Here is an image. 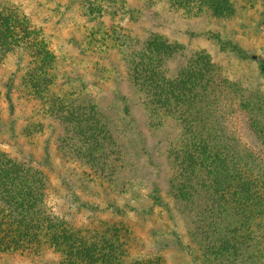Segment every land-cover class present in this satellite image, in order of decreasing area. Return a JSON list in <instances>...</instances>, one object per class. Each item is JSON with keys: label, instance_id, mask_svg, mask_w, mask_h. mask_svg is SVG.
I'll return each mask as SVG.
<instances>
[{"label": "rangeland", "instance_id": "1", "mask_svg": "<svg viewBox=\"0 0 264 264\" xmlns=\"http://www.w3.org/2000/svg\"><path fill=\"white\" fill-rule=\"evenodd\" d=\"M224 2L218 12L199 7V0H0V14L12 12L44 31L56 69L41 99L26 81L30 52L0 50V151L47 176V208L66 223L126 226L127 264L149 257L211 264L193 238L192 213L183 211L172 189V156L185 130L172 114L153 115L148 95L129 75L134 54L153 36L178 48L160 64L164 78L199 58L227 81L216 90L220 135L254 151L264 178V137L241 108L249 99L264 107V0ZM74 93L109 116L116 144L103 175L77 157L87 145L52 114ZM256 117L264 123V112ZM260 225L253 259L235 264H264V218ZM34 248L0 253V264H59L58 251Z\"/></svg>", "mask_w": 264, "mask_h": 264}, {"label": "trees", "instance_id": "2", "mask_svg": "<svg viewBox=\"0 0 264 264\" xmlns=\"http://www.w3.org/2000/svg\"><path fill=\"white\" fill-rule=\"evenodd\" d=\"M199 1V7L209 6L218 12L226 6L224 0ZM18 18L12 12L0 14V50L9 53L21 48L30 52L32 68L26 73V81L44 99L53 84L54 56L46 50L44 31L29 19L23 22ZM155 37L134 54L129 75L148 95L153 115L160 111L172 114L185 130L172 156L176 169L172 189L183 211L192 213L193 238L208 263L235 264L253 259V249L258 245L256 233L264 218V178L257 173L259 159L255 160L254 151H241L228 142L227 136L220 135L216 90L227 81L210 63L200 64L199 58L177 77L164 78L160 64L175 57L178 48ZM249 100L242 101L241 108L263 138L264 123L256 116L264 107H256ZM57 106L52 107V114L87 145L77 157L105 174L104 166L116 144L109 116L82 93L72 94ZM47 197L48 179L41 170L0 151V253L45 246L59 252V264H127L126 226L107 221L77 228L47 208ZM132 264L163 262L161 257H149Z\"/></svg>", "mask_w": 264, "mask_h": 264}]
</instances>
